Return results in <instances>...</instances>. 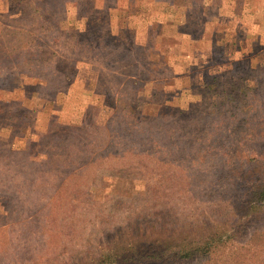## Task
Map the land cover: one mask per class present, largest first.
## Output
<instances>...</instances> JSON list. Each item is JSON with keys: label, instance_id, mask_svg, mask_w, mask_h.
<instances>
[{"label": "rangeland", "instance_id": "1", "mask_svg": "<svg viewBox=\"0 0 264 264\" xmlns=\"http://www.w3.org/2000/svg\"><path fill=\"white\" fill-rule=\"evenodd\" d=\"M261 68L264 0H0V264H93L192 213L228 233L232 150L251 138L230 129L218 151L204 128L237 122L208 114L228 97L206 93L215 77L257 108ZM259 214L169 263L264 264Z\"/></svg>", "mask_w": 264, "mask_h": 264}, {"label": "trees", "instance_id": "2", "mask_svg": "<svg viewBox=\"0 0 264 264\" xmlns=\"http://www.w3.org/2000/svg\"><path fill=\"white\" fill-rule=\"evenodd\" d=\"M83 33L81 35L77 34L78 36H76L80 38L78 39L79 43H83L84 37L87 35L86 31ZM73 35H76L75 32H73ZM117 43H120V41H117ZM260 72L264 77V68H261ZM215 81L216 78L214 77L210 86L213 89L207 92L206 95L214 97L215 93H226L225 97L229 99L221 98L220 104L222 105H213L215 107L204 110L210 111L208 114L212 112L216 113L214 115L219 117V123L223 121L222 123L229 124L233 119H236L237 124L232 128L222 125L221 128H217L215 131L205 127L204 131L211 132V144L213 146L215 145L218 151L220 150L219 145L228 148L232 143V141L230 143L228 131L230 129L234 130V128L238 132L243 131L246 133L247 135H244L245 137L251 138L248 143L236 144V147L232 150L234 153V157L232 158L235 159V162L233 168H229V171L235 170L238 172V175L242 174L241 184H243L240 189L241 193L239 192L238 196L240 198L237 203L238 207L230 208L231 211L228 210L227 214V217H229L233 212L232 217L233 222L236 220L235 223L229 227L228 233L227 230L219 231L220 227L218 225H213L208 221L204 223L205 228L198 229L196 226H198V219L201 218L196 217L192 213L185 220L177 219L180 224L182 223L179 230L176 228L150 229L148 235L144 234L140 236V239H134L133 244L128 246L123 245V247L120 246L119 248H113L114 246L109 248L108 246L100 248L99 256L92 261L93 264H139L141 262L148 264H170L169 262L174 263L172 261H183L185 263L196 256L198 258L211 255L218 246L224 245L223 236L226 235L224 237L226 242L228 238L239 233V228H242L244 224L255 221L260 216L259 211L264 207V97L262 98V104L258 105L257 108H253L254 101L252 100L250 104L247 101L246 103L242 102L241 106H238L235 105L239 102L236 97L237 94L235 92H227L226 90H221L217 93V89L212 87L213 84H216ZM253 82L246 90V95L250 93L248 94V100L251 94L260 93L264 89V78L261 81L253 80ZM216 85L219 86V83ZM227 104L230 106H226ZM225 107H229L231 110H221V108ZM204 114L206 115L207 113L204 112ZM209 118L211 119V117ZM229 119H231L230 122ZM214 120H216L215 117ZM243 144H245L244 148L251 149L246 150V157L242 155L245 152V150H242ZM258 147L261 149L260 151H258ZM225 152L227 153L228 151ZM175 224L176 222L172 226L174 227ZM224 226L227 227L225 223ZM251 237L249 241L252 244H256L257 242L261 244L263 241L261 240L262 234L258 232H253Z\"/></svg>", "mask_w": 264, "mask_h": 264}]
</instances>
